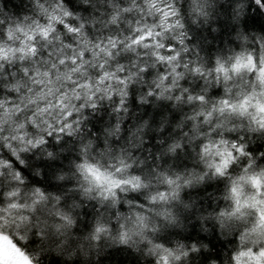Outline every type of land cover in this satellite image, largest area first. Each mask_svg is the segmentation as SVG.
Listing matches in <instances>:
<instances>
[{
	"label": "clouds",
	"instance_id": "clouds-1",
	"mask_svg": "<svg viewBox=\"0 0 264 264\" xmlns=\"http://www.w3.org/2000/svg\"><path fill=\"white\" fill-rule=\"evenodd\" d=\"M0 264H264V0H0Z\"/></svg>",
	"mask_w": 264,
	"mask_h": 264
}]
</instances>
